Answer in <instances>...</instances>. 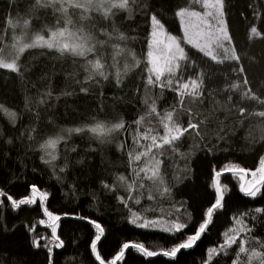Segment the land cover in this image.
Instances as JSON below:
<instances>
[{
    "label": "trees",
    "instance_id": "1",
    "mask_svg": "<svg viewBox=\"0 0 264 264\" xmlns=\"http://www.w3.org/2000/svg\"><path fill=\"white\" fill-rule=\"evenodd\" d=\"M221 1L237 56L213 59L187 46L176 68L157 75L149 70L146 56L152 18L179 33L177 10L188 0H128L124 8L111 0L83 8L65 3L67 13L51 0H0V55L13 32L23 31L18 23L24 19L28 31L45 36L71 20L72 30L82 31L89 43L101 44L87 57L29 48L19 54L18 71L0 69V193L6 194L0 196V264H49V247L52 264H99L91 252L96 229L88 220L105 229L97 247L104 264L114 260L124 243L144 244L159 255L145 257L130 249L119 264H259V257H249L252 251L264 254V211H255L264 210V185L255 198L244 196L239 187L243 175L247 183L250 171L264 160V0ZM97 59L107 79L91 71L88 61ZM153 101L156 113L150 111ZM5 110L14 112L15 119ZM168 112L174 123L188 130L130 164V154L146 151L151 142L136 143V138L150 128L155 129L151 135L163 136ZM97 122L108 127L123 122L124 128L103 139L87 131H67ZM61 136L66 139L54 150L56 160L45 163L50 155L40 145ZM157 160V180L162 183L149 180L150 172L139 173ZM217 184L225 193L224 207L209 230L193 249L163 256L195 233L215 202ZM33 185L36 202L13 209L7 195L31 198ZM43 192L48 196L41 203ZM44 208L61 217L56 222L58 240ZM133 218L137 225L164 221L154 226L157 229L174 221L189 227L173 237L133 226ZM238 218L251 229L238 237L247 240L244 254H239L238 243L220 249L226 234L234 235L231 230L240 227ZM61 241L63 246L56 248ZM209 248L218 250L211 261Z\"/></svg>",
    "mask_w": 264,
    "mask_h": 264
},
{
    "label": "snow or ice",
    "instance_id": "2",
    "mask_svg": "<svg viewBox=\"0 0 264 264\" xmlns=\"http://www.w3.org/2000/svg\"><path fill=\"white\" fill-rule=\"evenodd\" d=\"M94 0H85L86 4H92ZM113 6H119L121 8H124L128 0H111ZM37 3H40V0H37ZM56 3H60L61 7L59 11L67 13L68 7H81L83 8L84 5L78 3V0H51V4L54 6ZM65 3L68 5V7H65ZM107 11V10H106ZM8 23L12 26L15 27L16 25L12 23L11 20L8 21ZM25 24L28 23V21H24ZM72 21L71 20H65L64 21V26H59L57 25L54 30H49V33L47 36L45 35H40L37 34L35 39L32 41V43L28 44H23L21 47H19L18 52L16 54V57L11 61L8 62L6 61L2 55H0V69H10L13 72L18 71V65L16 63V60L19 59V54L23 53L25 49L29 48H47V49H54L57 52H59L61 55L64 54H70L74 57H87L90 53L94 52V47L89 46L88 40L89 38L79 30H72ZM88 64L90 65L91 71L93 74L99 75L103 77L104 79H107L108 77L105 75L104 72V65L101 63L99 59L92 61L89 60ZM91 79V77H89ZM149 84H154L151 79L148 80ZM167 87L171 89L170 86H161ZM82 92H86L87 89H81ZM181 101H183L181 99ZM147 104V101L145 102ZM151 113H156V105L155 101L152 102L151 108H150ZM6 114L12 118L13 120L15 119V113L14 112H9L5 110ZM164 120L167 122H163V129H164V135L159 136V135H151L150 133L155 131L154 128H150L147 132H145L142 137H137L136 138V143L140 142V139H143L145 141H151L147 146H146V151H141L134 157L131 156L130 154V159L129 163L132 164L134 162H140L142 160V157H146L151 153L154 149H163L165 145H170L174 141H177L181 138L184 132H186L188 129L181 128L179 123H174L173 122V113L168 112L166 116L164 117ZM140 120L136 121L137 124H140ZM195 125L189 124L188 128H194ZM124 128V123H115L111 125L110 127L106 126L104 123L97 122L93 125L90 126H85V127H77L74 129H68L67 131L69 133L75 132V133H83L85 131L93 134L95 137L103 139L107 136H109L111 133L116 132L118 130H121ZM65 137H56V138H49L46 140L44 143L40 145V148L42 150H45L46 154L50 155V160H44V157H41L42 160H44L45 163H51L52 161L56 160V155L54 154V150L57 148V144L61 140H65ZM161 141L158 143L157 141ZM53 150V151H49ZM159 161H155L154 164H149V166L143 167L139 169V173H151V175L147 176L149 180H152L156 183H162V180H157V175H158V166H159ZM261 165L262 167L256 169L251 173L253 179L251 181H248L247 183H241L239 187V191L246 197L250 198H255L259 194H261L262 189L261 185H264V160H261ZM61 172L64 171V169H60ZM135 171V169H134ZM235 171V170H233ZM240 172H245L244 169H239ZM137 173V174H139ZM217 176L220 175V173H216ZM259 178H256V177ZM118 180L121 182L125 181L124 176L118 177ZM107 187V185H105ZM141 188H143V185H141ZM168 193V189L166 188L164 190V195ZM6 195L4 193H0V196ZM36 196V186H32V197H25L20 200L14 199L11 195H7V200L11 202V206L13 209L19 208L21 205H32L36 202L35 200ZM48 196L47 192L41 193V203H43L44 199ZM153 197L150 195L148 197L149 200H151ZM225 200V193L222 191L221 187L217 184L215 188V202L211 204L210 207L207 208L206 213H204V218L203 222L199 223L198 227L195 230L194 234H189L187 235L186 239L181 242L176 244L175 247L171 249V251H165L163 252V256L165 257H175L177 253H179L181 250H190L193 249L197 243L201 240L202 236L206 234V232L209 230V226L213 223V217L216 215L218 210H221L224 205L223 201ZM141 203L140 200H136V204L139 205ZM257 213H260L261 211H264L260 208H257L255 210ZM44 212L46 215L49 217L51 224L49 227H51V234L53 238L59 239L57 236V227H56V222L61 219L59 216H54L52 212L48 211L47 208H44ZM80 219H88L84 217H79ZM90 224L94 226L96 229V235L93 240H91V252L95 253V260L99 262V264H104V260L101 259V254L97 252V247L98 244L102 241V238L105 235V229L101 227V224L96 222L95 220H88ZM237 224L240 225L238 228H234L231 231L234 232V235H229L226 234L227 238L224 240L223 244L220 245V249L227 251L230 249L233 245L239 244V254H244L246 253V239H239L238 237L240 236V233H248L251 231L250 228L247 227V225L244 223L243 219H237ZM41 223H44L41 221ZM130 223L133 226H137L141 229L145 230H153V231H162L166 234H169L173 237L178 236L181 234L183 231H185L189 225L187 223L183 222H172L168 226L163 227L162 229H157L154 226L158 223H164V221H157V220H152L149 222H145L143 224H138L136 223V218H133ZM34 247H39V242L36 240L32 241ZM63 246V241L60 243L55 244L56 248H61ZM130 249H135L143 256L145 257H156L159 255L158 253L154 251H148L147 248L145 247L144 244H129V243H124L123 246L121 247L120 251L116 254L114 260L110 261V264H119L120 261L123 260L126 250ZM49 253V264H52V252L53 249L49 247L47 249ZM216 248H209V256L208 260L211 261L213 259V254L217 253ZM259 257V264H264V254L252 251L251 256L249 259H253ZM233 264H237V261L234 260Z\"/></svg>",
    "mask_w": 264,
    "mask_h": 264
},
{
    "label": "rangeland",
    "instance_id": "3",
    "mask_svg": "<svg viewBox=\"0 0 264 264\" xmlns=\"http://www.w3.org/2000/svg\"><path fill=\"white\" fill-rule=\"evenodd\" d=\"M102 1L94 0L92 4H86L85 0H78V3L87 7L97 6ZM177 14L181 25L179 33L168 29L156 17L153 16L152 18L146 55L151 72L160 75L165 69L176 68L186 56L187 46L200 50L213 59L237 56L231 45L229 32L223 19L221 0H188L185 7L177 10ZM25 20L28 21L24 19L18 23L24 27L23 31L19 35L18 30L13 32L9 45L2 55L8 62L16 57L19 47L23 44L32 43L37 34L41 35L36 31H28V28L25 27ZM86 34L91 36L92 32L87 31ZM89 46L99 49L101 44L89 43ZM260 167H262L261 163L256 169ZM256 169L250 172L252 173ZM252 179L251 175L249 181Z\"/></svg>",
    "mask_w": 264,
    "mask_h": 264
},
{
    "label": "water",
    "instance_id": "4",
    "mask_svg": "<svg viewBox=\"0 0 264 264\" xmlns=\"http://www.w3.org/2000/svg\"><path fill=\"white\" fill-rule=\"evenodd\" d=\"M245 180H246V176H244V179H243V182L242 183H245Z\"/></svg>",
    "mask_w": 264,
    "mask_h": 264
}]
</instances>
